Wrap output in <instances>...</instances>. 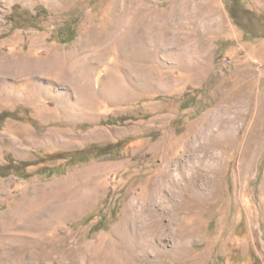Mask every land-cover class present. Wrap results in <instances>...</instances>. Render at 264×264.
<instances>
[{"label":"rangeland","instance_id":"obj_1","mask_svg":"<svg viewBox=\"0 0 264 264\" xmlns=\"http://www.w3.org/2000/svg\"><path fill=\"white\" fill-rule=\"evenodd\" d=\"M181 159L199 195L139 220L109 264H264V0H0V264H105L127 193ZM96 173L79 208L10 215Z\"/></svg>","mask_w":264,"mask_h":264},{"label":"bare ground","instance_id":"obj_2","mask_svg":"<svg viewBox=\"0 0 264 264\" xmlns=\"http://www.w3.org/2000/svg\"><path fill=\"white\" fill-rule=\"evenodd\" d=\"M140 5H142V4H140ZM144 8L145 7H143V9ZM134 13H136V12H134ZM140 17L142 18V15L139 16V19L137 22H141ZM134 27H137V26L134 25ZM139 38H140V36H139ZM132 41L133 40H131V42ZM145 41H147V39ZM149 42H147V44ZM136 43L137 42H135V45H136ZM144 43H146V42H144ZM126 44H128V43H126ZM146 47H148V45ZM128 48H130V47L128 46ZM136 48L137 49L139 48L138 43L135 46V49ZM142 48L143 47H141V50H142ZM135 51H137V50H134V52ZM82 56H84V55H82ZM98 59L99 58H97L96 60H98ZM78 60H80V59H78ZM103 61H104V59H103ZM135 70L138 71L136 68H135ZM141 72H143V71H141ZM111 75H112V73H111ZM172 166H173V168H172ZM187 171H191L192 173L189 175L187 173ZM197 176H198V168L194 164L189 163L188 159H184V160L181 159L179 161L174 162L173 165L172 164L169 166L167 165L166 168H163L159 177L154 181V186H153L152 190L149 191L146 199L143 198V195L141 196L138 193L134 194V195H130V193L132 191L129 194L127 193L126 209L124 211V216L122 217L120 222L113 228L114 237H104L103 236L104 238H101V241L97 245L98 247L103 246L107 249L106 253H103L105 255H103L101 257V258H103V262L105 264H109V253L112 250H114L117 246H123V247L131 248L132 246L135 245V243H136L135 238H136L137 230H138V229H136V223L139 222V220L144 221V220L148 219V221H154L152 217L157 216L158 213L156 214V212H157L158 207L161 208V211H164L165 209H168V207H167L168 203H171L173 205V207H174V205L181 204L182 201L185 199V195H186V192H187V189L189 186L192 187V185H193V188H194L192 190L193 192L190 191L191 196H198L200 193L199 190H201V188H200L201 184L198 183ZM102 177H103L102 173H96L94 176L87 178V180H85V182L82 185H80L77 189H75L72 193H70L71 196H68L62 203L52 201L53 197L56 196L54 194L57 191H59L60 186H58V189H56L55 193H54V191H47V190L39 191L36 197H31L25 204L20 205V203H18L17 206L11 210L10 215H18V216H22L25 214L31 215L34 211L39 210L41 208H42L41 214H42V212H44V213L51 212L54 214L58 210H59V214H61L62 209L64 211H69V210L79 208L83 204L89 202L90 197H91V189L93 187H95V185H96L95 183L99 184V179ZM0 185H2L1 181H0ZM165 185H167L169 190H170L169 191L170 194H167V197L164 194V189H165L164 186ZM58 195L60 196V194H58ZM45 200H47V201H45ZM175 220H177V219H175ZM70 237H71L70 235H67L63 238V241L60 240L58 247H60L61 245H64L65 243L70 244L71 243V242H69ZM51 250L55 251L56 247H52ZM95 252H96V249H95ZM79 256H80V254H79ZM72 261H71V263H72Z\"/></svg>","mask_w":264,"mask_h":264},{"label":"trees","instance_id":"obj_3","mask_svg":"<svg viewBox=\"0 0 264 264\" xmlns=\"http://www.w3.org/2000/svg\"><path fill=\"white\" fill-rule=\"evenodd\" d=\"M187 105H183L182 107H186ZM114 146L112 145H103V146H93L91 148L82 149L78 152H72L69 158V163L71 165L86 162L94 157H99L104 154H107L112 151ZM61 156V154H60ZM27 163V162H26ZM32 163H27L26 165H30Z\"/></svg>","mask_w":264,"mask_h":264}]
</instances>
